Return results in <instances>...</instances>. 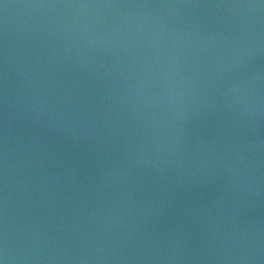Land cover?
Listing matches in <instances>:
<instances>
[{"label": "water", "instance_id": "95a60500", "mask_svg": "<svg viewBox=\"0 0 264 264\" xmlns=\"http://www.w3.org/2000/svg\"><path fill=\"white\" fill-rule=\"evenodd\" d=\"M0 264H264V0H0Z\"/></svg>", "mask_w": 264, "mask_h": 264}]
</instances>
